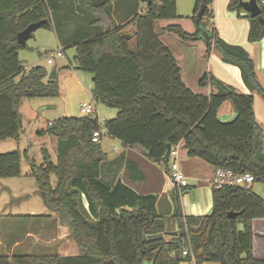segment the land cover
<instances>
[{"label":"trees","instance_id":"obj_1","mask_svg":"<svg viewBox=\"0 0 264 264\" xmlns=\"http://www.w3.org/2000/svg\"><path fill=\"white\" fill-rule=\"evenodd\" d=\"M133 1L132 18L116 25L104 18L111 10V0H0V141L19 140L22 100L60 94L57 79H46L43 66L25 71L18 58V51L26 46L18 44L17 33L45 19L48 23L41 28L53 29L62 51L74 48V69L91 74V100L116 110L104 122L107 135L124 147L142 148L146 159L161 164L167 175L168 162L162 160L165 144H179L188 157L214 170L250 173L253 183L264 187L263 126L252 109L253 94L264 99V86L251 56L218 37L211 21L212 0H195L186 17L194 24L193 32L177 24H168L161 32L182 43L203 39L201 33L206 32V52L216 50L222 62L239 69L247 94L209 72L198 80L199 86L211 88L208 95L190 90L181 79L174 55L155 31L156 21L180 18L176 0H151L141 13L137 12L138 0ZM240 1L229 0L227 5L237 16L245 13ZM256 1L264 18V0ZM66 6L69 11L60 14ZM244 17L249 22L248 42L261 40L264 28L257 17ZM131 24L134 30L126 31ZM128 32L129 40L124 36ZM227 100L235 117L223 122L217 111ZM94 131L101 137L95 113L60 117L38 131L56 138V161H51L45 149L39 165L25 154L44 207L60 215L79 254L14 255L11 261L0 256V264H180L192 260L194 264H264L252 252V221L264 219V199L250 185L213 184L211 211L201 216L183 215L179 194L173 192L174 212L160 214L156 193L137 192L120 179L124 169L130 180L140 181L137 165L123 154L107 161L100 143L91 141ZM21 158L19 151L0 153V179L18 177ZM189 189L186 185L181 193ZM230 211L238 214L229 218ZM238 222L242 229H237Z\"/></svg>","mask_w":264,"mask_h":264},{"label":"crops","instance_id":"obj_2","mask_svg":"<svg viewBox=\"0 0 264 264\" xmlns=\"http://www.w3.org/2000/svg\"><path fill=\"white\" fill-rule=\"evenodd\" d=\"M51 1L54 3L56 0ZM177 1L178 0H176V11L178 12L179 3ZM228 2L229 0H212L213 14L211 21L213 26L218 37L229 44L242 47L251 56L255 64L258 80L264 86V36L257 42H248L247 32L249 22L248 19L244 17L247 13H241L240 16H237L235 12L227 9ZM140 3L141 2L138 0L139 10H141V7L139 6L141 5ZM143 6L145 8L146 4ZM144 8L141 11L137 10V12L141 13ZM69 9L70 7L66 6L59 13L65 15V12H68ZM134 9L135 2L133 0H111V10L108 16L105 15V21L109 23L110 21H113L116 25H123L132 18L134 15ZM86 13H90V11L86 10ZM190 13L185 15V17L189 16ZM126 16H128L127 19H125ZM169 21L170 20H166L164 26L171 24ZM129 26L130 25L125 27V30H127ZM180 26L182 27L183 25L181 24ZM184 28L186 29L185 31L192 32L187 29L188 27L186 25ZM47 30L54 33L53 29ZM34 33L32 37L34 36ZM169 35L171 34L165 35L168 44H176L182 49V53L186 57L183 59L189 60L191 68H193V66H200V58L202 52L205 50L204 44L201 41L182 43L177 39H174L175 37L173 35L171 36L174 38ZM55 38L58 45L57 37ZM27 41L25 44L26 47L21 50L32 48L27 46ZM164 44L171 51L170 47L166 43ZM36 47H38L39 51H43L44 48H46L43 44H36ZM60 49L62 50V47H60ZM21 50L18 51V58L22 65V62L26 63L27 61L20 59ZM63 53L64 51H62V54ZM35 62L36 61L34 60V62L28 63V66L33 67ZM52 64L53 62L49 65ZM22 67L24 68L25 66L22 65ZM70 68L74 69V65H69V69ZM197 71L198 72L194 73V76H188L189 73H185L187 75L186 80L188 77L190 80V83L186 84L189 88L190 86H192V89L198 87V78L201 72L204 71V66L201 65ZM206 71L210 72L218 80L232 86L237 92L249 93L241 80L239 69L233 65L222 62L219 54H215L214 49H211L209 52ZM57 76L58 70L56 68V78ZM46 79H48L47 76ZM206 88L208 90L207 94H197L208 95L211 92V88L209 86ZM252 109L256 120L264 126V100L257 94H253ZM223 115L225 119L220 118L219 120L228 122L227 120H231L235 117V112L225 110ZM38 131L39 130H37V133ZM111 139L115 141L117 140L112 137ZM101 140L100 137V141ZM119 143L121 144L120 141ZM179 146L181 145L178 144V151ZM113 149H117L115 145ZM103 154L107 161L112 160L120 154H123L125 158L133 161L141 171L142 179L140 181L130 180L123 169L119 175L121 181L140 193L158 192L156 193L157 203L159 197L163 196L170 207L169 210H171V202H173V200L172 195L168 194L174 192L179 194V201L181 198L180 208L183 215L201 216L210 213L211 187L213 185L215 170L213 167L198 158L188 157L185 150L181 152V156L180 154L178 155L180 158V161L178 160L180 171L186 177L187 185H192L190 186L189 191L185 193H181L182 188L177 186H172L171 188L168 187L167 192L169 193H164L162 188H158L157 191L147 189L148 187L153 186L152 183H150L151 169L157 170L158 167L163 166L148 161L145 157L144 150L138 146L128 148L121 144L120 149L113 156H108L105 152H103ZM51 160H53L52 162H55L56 158H51ZM163 169L165 171V168ZM29 177H32L29 174V171L22 172L20 169V175L18 177L0 179V256H6L8 261H11V258L14 255L44 256L56 254L59 256H73L79 254L73 246L75 242L74 244L69 242L68 226L62 222L59 214L50 212L44 207L40 196L37 193L35 179L32 177L35 184H31V182L27 180ZM18 179H23L24 182L23 180L22 182H19ZM188 181H191L192 183H189ZM18 186L19 190L16 188ZM169 196H171L170 199ZM81 203L86 208V200L83 195L81 196ZM252 229L254 234L252 241L253 255L256 258L264 259V219H254L252 221Z\"/></svg>","mask_w":264,"mask_h":264},{"label":"rangeland","instance_id":"obj_3","mask_svg":"<svg viewBox=\"0 0 264 264\" xmlns=\"http://www.w3.org/2000/svg\"><path fill=\"white\" fill-rule=\"evenodd\" d=\"M177 2L179 3V7H178L179 10L178 12L176 11V14H178V16L180 15L181 16L180 18L178 17V18L170 20L169 23L177 24V25L182 24L184 27L186 25L188 27L187 29L193 32L195 30L194 24L189 18H186L185 15L189 14L192 11L195 0H178ZM140 4L141 5L139 6L141 7V10H142L144 8L143 5L145 4L143 3H140ZM182 13H185V14H182ZM165 23H166V20L156 21L155 31L158 34L159 38L170 47L173 55L175 56L178 66L180 68V76H181L182 81L185 83V85L187 83H190L189 77L187 78L188 82L186 80V77H187L186 74L189 73L188 76H194V73L198 72L197 69L199 70V68L202 65L204 66V71L201 72V74L199 75V78H198L199 80L204 75V73L208 72L206 71V67L208 66L209 53L206 52V47H205L206 43L204 39L194 40V41H199V42L201 41L204 44L205 50L204 52H202V55L200 58V66H193V68H191L189 60L183 59L186 57L182 53V49L179 48L176 44H172V43L168 44V40L165 37V35H168V34L161 32ZM183 26L182 28L186 30ZM133 30H134V26L131 24L126 31H133ZM54 33L52 31L50 32L47 29L39 28L34 33V36L27 41V46H30L32 48L20 51V59L23 61H27L26 63L22 62V65L25 66L24 67L25 71H27L29 67H31V66H28V63L34 62V60L36 62L35 64H33V66H38V65L43 66L45 70L47 71V75L52 67H56L58 70V76L56 79L60 87V94L57 97H41V98H31V99L22 100L19 106V113L21 117V129H20L19 140L17 142L13 139H7V140L0 141V153H6V152H12V151H19L21 153L22 158L20 162V169L22 170V172L29 171V163L25 159V154L27 155V157L34 160L35 163L38 165L43 160V150L44 149L47 151L48 155L50 156V159L57 157L56 138L53 136L39 134L37 133V130H44L48 123L60 117L82 116L78 109L79 102L83 100H91L90 99L91 89L93 87V84L91 81V78H92L91 74L87 72H82V71H79L73 68L62 69V67L64 66L74 65V61H73V56L75 54L74 48H68L64 50L62 57H57L56 55H53L52 65H49L46 63V58L48 57V55L52 51L59 50L61 47L59 44L57 45L56 38H55L56 34L54 35ZM128 33L131 34V32H128ZM171 37L174 38L173 36ZM36 44H43L46 46V48H44L43 51H39L38 47H36ZM130 45H131V48H134L135 41L132 40ZM215 54L216 55L218 54L216 50H215ZM206 87L207 86H199L198 84V87H195L192 89V86H190V88L189 87L188 88L192 90L194 93L207 94L208 90ZM94 103H95V116L97 117L98 123L101 128V139L102 140L100 141V147L103 150V152L108 154V156H113L114 154L118 152L121 144L119 143L118 140L116 141L112 140L111 137L107 135L106 130L104 128V122L105 120L113 118L116 114V110L114 108L107 107L106 105L101 104V103H96V102ZM225 110L234 111L233 105L229 100L225 101L218 109L217 111L218 119L220 118L225 119L223 115ZM231 120H227V121H231ZM114 145L117 148L116 150L113 149ZM183 150L184 149H182L181 146H179L180 152L178 151V155L180 154L181 156V152ZM179 159L180 158L178 156V160ZM163 168L164 167H158L157 170L151 169L150 171V181L151 182L150 183H152L153 186L148 187L147 189H150L152 191H157L158 188L160 189L162 188L164 193H169L167 192V188L168 187L171 188L172 186L174 187V185L170 182L169 177L165 173ZM22 180L18 179L19 182H22ZM27 180L31 182V184H35L34 179L32 177H29V179ZM51 181L54 182L53 176H51ZM188 182L192 183L191 181H188ZM190 186L192 185L190 184ZM16 188L19 190V186ZM250 188L255 194H257L258 196L264 199V187L261 183H258V182L251 183ZM168 195H173V192L172 194L169 193ZM170 197L171 196H169V199ZM165 200L166 199L163 196L159 197L157 207H156L157 211L160 214L171 215L174 212V203L171 202V210H169L170 207L168 203H166ZM180 201H181V198H180ZM236 227L237 229H242L241 222H238ZM164 237L166 239L170 238L169 235H165ZM68 238H69V242L71 244H74V241L70 237V235H68ZM73 246L79 252V248L76 246V244H74ZM144 264H149V263L144 262ZM180 264H194V262L192 260L190 262H182ZM206 264H215V263H206Z\"/></svg>","mask_w":264,"mask_h":264},{"label":"built area","instance_id":"obj_4","mask_svg":"<svg viewBox=\"0 0 264 264\" xmlns=\"http://www.w3.org/2000/svg\"><path fill=\"white\" fill-rule=\"evenodd\" d=\"M263 1L260 0V3ZM56 55L57 57L62 56V50H56L50 53L46 59L47 64L53 62L52 56ZM78 109L81 115H91L95 113V103L92 100H83L79 102ZM91 141L93 143H100V132L94 131L92 133ZM168 177L170 182L179 188H182L187 185L186 177L182 174L178 164V144L174 147H171L170 154L168 158ZM254 178L250 173H242L235 175L230 169H215L214 171V185H240V186H249L253 183ZM186 251H182V255H185Z\"/></svg>","mask_w":264,"mask_h":264},{"label":"water","instance_id":"obj_5","mask_svg":"<svg viewBox=\"0 0 264 264\" xmlns=\"http://www.w3.org/2000/svg\"><path fill=\"white\" fill-rule=\"evenodd\" d=\"M141 3L148 4L151 0H139ZM243 10L247 13V15L251 18L257 17L259 23L264 28V18L260 15V8L257 4L256 0H241L239 4ZM48 23L47 20H39L36 22H32L28 24L23 30L19 31L16 35V39L18 44L25 46L26 41L29 40L33 33L41 28L44 24ZM125 38L127 40L131 39L132 35L129 33H126ZM201 37L204 39V41H207L209 39V36L206 34V32L202 31ZM48 80H54L56 79V68L52 67L47 75ZM171 145L170 143L165 144V153L163 155L162 160L164 162H168L169 154H170ZM238 213L236 212H228L227 216L229 218H234Z\"/></svg>","mask_w":264,"mask_h":264}]
</instances>
